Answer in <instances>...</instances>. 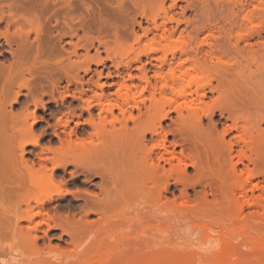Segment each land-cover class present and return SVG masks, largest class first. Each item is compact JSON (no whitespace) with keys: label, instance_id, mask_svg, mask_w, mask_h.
Listing matches in <instances>:
<instances>
[{"label":"bare ground","instance_id":"obj_1","mask_svg":"<svg viewBox=\"0 0 264 264\" xmlns=\"http://www.w3.org/2000/svg\"><path fill=\"white\" fill-rule=\"evenodd\" d=\"M21 9H23L22 6L16 11ZM248 21L252 22V26L246 27V30L239 28L235 48L238 47V42L245 38L244 36L258 35L264 29L261 23L255 24L253 20L249 19ZM31 33L36 36L33 42L30 40ZM231 36L229 34L228 37L231 38ZM2 38L9 46L12 61L7 63L0 61V264H67L64 263L66 261H63V258L68 254L71 256L70 258L67 256V260L72 259V256L75 257L78 251V239L82 233L97 228V230H106L110 223H112L111 225L116 223L117 225L113 226L117 229V221L123 225L124 219L122 220L121 217L119 220L116 218L115 221H111L109 216L112 217L111 215H114L112 213L116 211L119 213V210L116 209L117 207L119 209L122 200L127 195L133 196L144 185L149 190L143 196L148 194L157 196L153 197L157 199H152L154 200L152 210L148 215L146 214L147 218L152 220L158 217L163 218L162 215L166 212L177 214L175 212L187 209L186 207L192 206L196 209L201 205L210 209L225 207V210L233 213L232 215L229 213V215H234L235 218L236 214L239 219L247 217L243 216L247 209L261 207L264 212V194L262 193L264 187L255 182L259 177L264 179V86L259 85V81H255V84L258 83L261 88L251 87L246 81L247 77L243 70L237 69L235 74L230 73L232 70L228 66L231 68V64H234L233 61L232 63L229 59L227 62L223 61L230 51L227 49V45L225 47L218 42L207 45L208 39L206 38V40L198 42L199 44L196 43V46L198 44L199 48L203 45L211 47L208 52L210 64L206 65L208 60H205L203 65L195 55L183 60L179 58L181 61L179 60L180 63L177 61L179 63L178 66L176 63L177 68L172 67L168 62V54L171 53L173 57L175 53L173 48L167 47L168 45L164 46L154 42L147 49L141 51L136 57L137 62L141 61L142 56L162 52V56L157 59L162 67H159L161 69L155 72L154 77L165 79L170 85L176 87L170 97L165 96L164 89H159L157 85L151 84L148 71L143 69L144 67L139 68V70L143 69L138 76L142 82L141 85L134 84L133 80L136 76L129 74L128 80L122 78V81L117 83L115 91L110 95L104 93V83H96L101 93L95 91L92 96L87 97V91L82 87L71 92L69 86L74 83L83 86L80 81V72L88 74L91 70L90 66L83 67L79 63H73L69 65L70 67L52 71L50 61L42 59L50 50V41L46 37L39 17L31 20L24 19L21 23L17 21L15 36L10 37L7 33L0 32V39ZM179 41L181 40H178V43L177 40L175 41L176 47L180 44ZM190 41L193 42V39ZM187 43L190 42L186 40L181 44L185 47L188 46ZM14 46H16L15 52L13 51ZM185 48L183 49L185 50ZM184 50H180L182 56L188 54L187 49ZM237 52L243 57L242 50H237ZM29 55L34 56V61L31 64L26 62ZM256 58L257 56L255 58L253 56L243 57L246 61L250 60L251 63L254 60L257 61L258 58ZM98 60V64L103 62L100 58ZM186 63L190 65L186 67ZM28 64L29 66H27ZM218 64L224 65L222 73L215 70ZM165 65L171 66L168 73L162 71ZM247 67L249 68V66ZM249 72L248 76L251 81L256 72L251 71V68ZM262 72L264 74V71ZM27 75L29 77H26ZM100 76L99 73L101 79ZM106 78H112L111 73H108ZM63 80H67L69 85L60 91L59 84ZM214 81L217 83L216 86H213ZM44 83L48 85H44ZM193 86L195 87V91H193L196 95L195 99L190 95L192 93L190 88ZM46 87H49L48 91L45 90ZM206 87H210L211 92H216L219 96L211 103L208 102L209 104L201 101L206 96ZM23 90L27 91L26 96L33 104L34 110L31 111L29 106H26L22 111L15 112L13 104L18 102ZM47 95L54 101L61 100L63 102L71 98L72 101L82 102V108L87 112L88 118L83 123L76 122L75 125L76 128L80 125H87L91 131L87 134H79L71 128L70 123L75 117V112H72V115L70 112L66 115L65 120L62 116L58 118L57 126L53 130L52 134L57 139L58 146L43 147L41 152L36 154V159L28 158L27 154L29 153L26 151V147H40L41 140L45 135V131L38 133L35 127L38 122L43 120L38 116V111H46L44 97ZM181 99L182 103L179 101ZM147 101L150 105L147 108L146 117L143 118L142 106L145 107ZM95 109L98 110L97 114L94 112ZM184 109L189 112V114L185 113V115L188 114L186 117L182 113V110L187 112ZM135 110H137V115L134 114ZM217 111L221 115L227 113L233 124L219 130L218 124L213 121V115ZM173 113L177 115L175 119L171 117ZM68 115L70 116L67 117ZM203 118L210 120L208 127L207 125L203 126ZM165 120L171 121V125H168L166 129L163 126ZM59 128H63V130L59 131ZM232 130H237L238 135L234 140L227 139ZM149 134L151 135L150 140H148ZM169 135L182 136L184 145L183 143L179 144L178 141L169 142L167 145ZM178 146L181 148L179 152L177 151ZM236 146L241 147V150L234 155ZM235 158L237 161H234ZM244 161H248L253 167L245 166L244 169H239V164ZM69 167H73L76 172L82 171L90 177H100L101 183L96 187L100 190L98 191L102 195L99 194L102 199L96 192V194L93 193L94 191L77 190L72 192L69 190L65 180ZM190 168L194 170L193 177L189 175ZM70 175L75 177L72 172ZM128 183L133 185V189H131L133 191L124 188V185ZM172 184L181 185L184 188L180 198L174 196L169 199L165 196ZM196 186L209 187L210 195L216 197L215 195L219 194L221 199L208 201L209 194L204 191L203 197L200 198L198 195L193 202H190L188 189ZM257 189H261L260 192L263 194H260L261 198L248 195L249 192L254 193ZM82 193L90 198V202H86L85 207L82 208L86 213L85 216H89L95 209L105 214L113 211L108 216L104 215L108 218L103 217L107 222H103L102 219V222L90 223L86 219L83 221L81 217L76 218L72 213L64 215L56 212V208L51 207L57 200L56 198L72 195L76 200L81 197ZM117 200H121L120 204ZM122 206L124 205L122 204ZM253 211H251L252 214H254ZM37 217L41 218V221L35 222ZM162 218L155 221L165 219V217ZM141 220L143 221V219ZM171 221L170 223H172ZM108 223L109 225L105 226ZM127 223L125 221L123 227ZM153 223L154 221L150 223L151 227ZM145 224H149V222H145ZM42 226H45V229L42 230ZM113 226L108 229L115 230ZM164 227L166 225L161 229ZM158 228L160 227L158 226ZM212 228L209 230L211 233ZM55 230H60L63 234L68 231L70 233L67 234L71 235L72 232V235L75 234V237L71 235V245H73L71 251L61 245L51 244L48 235ZM121 236L116 238V242L127 243L126 236ZM142 237L145 238V236ZM215 238L213 241H218V238L217 240ZM46 240L49 241L48 244L45 243ZM152 240L155 238L153 237ZM41 241H43L42 246L40 245ZM133 242L137 244H133V248L129 247L132 250L128 249L130 251L127 250L115 256V263L126 264L133 260L139 264H154L152 260V263H150V259L148 261L147 256L146 259L144 258L145 254L152 253V250L149 251L150 253H146L148 244L146 246L139 240ZM230 242L232 245L234 244L233 241ZM247 243L243 242L242 244L248 245ZM226 244L228 247L232 246L230 243ZM162 248L160 247L158 250L164 251ZM166 249L168 248L166 247ZM158 252L160 254V251ZM152 259L154 260V258ZM72 260L71 264L74 263Z\"/></svg>","mask_w":264,"mask_h":264},{"label":"rangeland","instance_id":"obj_2","mask_svg":"<svg viewBox=\"0 0 264 264\" xmlns=\"http://www.w3.org/2000/svg\"><path fill=\"white\" fill-rule=\"evenodd\" d=\"M263 1L264 0H0V32L7 33L10 37H14L16 34L17 21L21 23L24 19L31 20L35 17H39L40 23L46 33V37H48L50 41V50L42 57V59H48L50 61L52 71L59 68L70 67L69 65H72L73 63H79L80 66L83 67L90 66L91 70L88 74H84L82 71L80 72V81L83 83V86L76 83L69 86L71 92L82 87L87 91V97L92 96L95 91L101 93L100 89L97 88L96 83H104V93L110 95L115 91L117 83L120 80L122 81V78L128 80L129 74L134 77L136 76L133 80L134 84L141 85L142 82H140L138 76L143 69L148 71L151 84L153 86L157 85L159 89H164V91H162L165 96L170 97L172 91L175 90L176 87L170 85L165 79L154 77L155 72L158 71V69H161L159 67H162L160 61L157 60L162 56V52L152 53L149 56H142L140 62L136 61L137 55L141 51L147 49L154 42H158L164 46L168 45L167 47L169 49L173 48L172 50L175 52L172 51V53H174V58L171 53L170 55L168 54V62L172 67L176 68L180 63L179 60L181 58L183 60L186 57L188 58L195 55L203 65L205 60H208L206 65L207 63L210 64L208 52L211 47L209 48L207 45L209 43L217 44V42L218 44L225 45V47L227 45L229 47H227V49L230 51H228V54L226 58L224 57L225 60L223 61L227 62L228 59L231 63L233 61L234 64H231V68L228 66L230 70L233 71L234 69L233 72L229 70L230 73L235 74L238 70H243L246 73H244V75L247 77L246 81L249 85L251 87L256 86L255 88H261L259 85L262 84L264 86V74H262V71H264V62H261L262 58V61H264V29L258 35L253 34L251 37L244 36L245 38L238 42L237 48H235L234 45L238 38L239 28L246 30L252 26V22H249L248 19L253 20V23L255 24L261 23L264 28ZM21 6L23 9L16 11V9ZM229 34L232 35L231 38L228 37ZM35 37L34 33L30 34L31 42L34 41ZM189 37L193 39V42L190 41L191 39ZM183 38L184 41L187 40L190 42V46L187 43L189 47L185 46L187 47L185 48L183 44H181L184 42H182ZM206 38L208 39L207 45L200 46L199 48L198 44L200 41L204 39L206 40ZM176 40L177 43L178 40H181L179 41L180 44L177 45L178 47L174 45L176 44ZM196 43H198L197 46ZM182 46L185 50L187 49L188 56H185L184 54L182 56V54H180V50H184ZM174 47H176L177 50L176 48L174 49ZM191 48L193 49L191 50ZM237 50H242V56L244 58L252 56L255 58L257 56L258 59L256 58L257 61L254 60L252 63L250 60L246 61L238 54ZM13 51H16V46L13 47ZM195 51H197V53H195ZM0 54L1 62L7 63L12 61L9 46L4 38L0 39ZM108 57H110V59H107ZM99 58L102 59L103 62L98 64ZM32 61H34V56L29 55L26 58V62L31 64ZM177 61L179 63H177ZM29 64L27 66H29ZM189 65V63L185 64L186 67ZM171 66H163L162 71L168 73ZM247 66H249V68ZM141 67L144 68L139 70ZM223 68L224 65L218 64L215 70L222 73V71H224ZM250 68L251 71L256 72V75L252 77L251 81L248 76L250 74ZM99 73L101 75L100 77H102L101 79L99 78ZM108 73H111L112 78H106ZM26 77L29 76L27 75ZM253 80L254 82L252 83ZM255 81H259V85L258 83L255 84ZM129 83L130 81L128 84ZM167 83L168 85H166ZM44 85L48 84L44 83ZM68 85L67 80H63L59 84L60 91H63ZM216 85L217 83L214 81L213 86ZM188 89L187 91L190 92ZM190 89L192 91L190 95L195 99L196 95L193 93L195 87L193 86ZM45 90L48 91L49 87H46ZM149 91H151V89H149ZM205 91L206 96L203 100L201 99L203 103L209 104L211 101L215 100V98L217 99L219 97L216 92H211L210 87H206ZM26 95L27 91L23 90L18 102L13 104V110L15 112L22 111L26 106H29L31 111L34 110L33 104L30 103V99ZM146 96H148V93H146ZM44 101L46 103V111H38V116L43 118V120L38 122L35 128L38 133L45 131V135L41 140L40 147H26V151L29 153L27 154L28 158L36 159V154L41 152V148L43 147L50 145L53 147L58 146V141L52 134L53 130L57 126L58 118L62 116L63 120H65L66 115L70 112L71 115L72 112H75V117L70 123L71 128L76 130L79 134H87L91 131L87 125H80L76 128V122L83 123V121L88 118L87 112L82 108L83 103L79 100L72 101L71 98H68L63 102L61 100L54 101L49 95H47L44 97ZM179 101H181V103L183 102L182 99ZM149 105L150 104L147 101L146 106H142L143 118L146 117ZM94 112L97 114L98 110L95 109ZM117 113L118 111L116 110V114ZM182 113L185 117L189 114L188 111L184 112L183 110ZM185 113L188 114L185 115ZM134 114L137 115V110L134 111ZM69 116L70 115L67 117ZM176 116L177 115L173 113L171 117L175 119ZM209 121L210 120L207 118H203V126L205 127L207 125L208 127L210 125ZM213 121L218 124L219 130L233 124L227 113L221 115L218 111L213 115ZM239 124L241 126V123ZM130 125L132 126L131 123ZM168 125H171V121L165 120L163 123L164 128H168ZM60 129L63 130V128H59L58 130L61 131ZM237 135V130H232L228 134L227 139L234 140ZM175 137L169 135L167 145H169V142L173 141H178L179 144L183 143L182 136L177 135ZM150 139L151 135L149 134L148 140ZM186 144L188 147L187 142ZM180 149L181 148L178 146L177 151L179 152ZM240 150L241 147L236 146L234 155ZM234 161H237V158H235ZM245 166L253 167L248 161H244L242 164H239L238 168L244 169ZM71 172L74 173V178L71 177ZM189 175L192 177L194 176V170L192 168L189 169ZM65 180L67 181V188L72 192L81 190L83 192L94 191L93 193L96 192L98 195L100 194V190L96 187L101 183L102 179H100V177H90L82 171L76 172L73 167H69ZM255 182H258L259 186L264 187L263 177H259ZM124 188L133 191L131 190L133 189L131 183L124 185ZM148 190L149 188L146 185L140 187L133 196L127 195V197L122 200L119 209L118 207L116 209L119 210V213L117 211L110 212H113L112 214H114L111 215L114 220L109 216L111 221H115L116 218L119 220L121 217L122 220L124 219L123 225L125 221L126 223L128 222L127 225L125 224L126 226L123 227V225L119 224L117 221V229L113 226L117 225L116 223L113 225L110 223V226H113L115 230L108 229L110 227L108 226V228L103 231L97 230V228V231L93 229L91 230L93 232L87 231L82 233L78 239V251L75 254V257L72 256L71 258L73 260L68 259L70 260L68 261L67 256L70 258L71 255H66L65 258H63V261H66L64 263L71 264L72 260L77 264H116V255L126 252L130 249L129 247L133 248L132 245L137 243H132V241L139 240V242H141V240H143L142 242L144 245L148 244V246L146 245V253L152 250V253L149 252V255L145 254L144 258L146 259L147 256L148 261L150 259L154 264H264V212L261 207L252 208V210H245L246 213H243V216L247 217L239 219L236 214L235 218L234 215L231 216L233 213L227 209L225 210V207H215L210 209L205 208L203 205H201V208V206L198 207V205V208L195 209L190 206V208L186 207L187 209L175 212L177 214H172L171 212L168 214V212H166L167 214L164 213V215H162L165 219H159L158 222L155 220L162 217H158L154 220L149 217L147 218V215L152 210L151 207L154 204L152 202L157 199L153 198L157 196H153L152 194L143 196V194L145 195V193H148ZM182 190H184V188L181 185L172 184L165 196L169 199H172L174 196L180 198ZM204 191L209 194L208 201L212 202L213 199H221L219 194L215 195L216 197H212L213 195H210V188L204 186L189 188L188 199L190 202H193L198 195L200 198L203 197L202 195ZM260 191L261 189H257L254 193L249 192L248 195L255 198L259 196L258 198H261L264 191L262 192L263 194ZM83 194L84 193H82L81 197L76 200L72 195H67L63 198H56L57 200L51 207L56 208V212L58 211L64 215L72 213L75 214L76 218L81 217L83 221L86 219V221L90 223L95 222L96 224L98 221L102 222V219L103 222H107L106 219L108 218L104 215L108 216L110 213L105 214L97 209L93 210L89 216H85L86 213L82 208L85 207L86 202H90V198H88L86 194ZM260 194L262 195L260 196ZM87 198L88 200H86ZM100 198L102 199V197ZM117 201L120 204L121 200ZM122 204L124 206H122ZM256 210L257 213L255 214ZM251 211H253L254 214H252ZM229 213H231V215H229ZM126 214H129V216ZM141 219H143V221ZM242 220L245 221L243 222ZM39 221H41V218L37 217L35 222ZM144 221L149 222V224H145ZM150 221H154L152 227ZM170 221L172 223H170ZM156 222L160 224L157 223L155 225ZM107 225H109V223L105 226ZM119 225H121L122 228L121 226L119 227ZM162 225H166V227L161 229V227L163 228ZM239 225L240 227H238ZM158 226L160 228H158ZM41 228L43 230L45 229V226H42ZM166 228L167 230H165ZM210 228H212L211 231L213 234L209 231ZM67 233L63 234L60 230H55L49 233L48 238L51 239L52 245L56 246L58 244L68 249V251H71L70 249H73V245H71L72 237H75V234H71V237V235ZM150 234L158 236H151ZM120 236H126L128 239L127 243H117L116 238H120ZM142 236H145V238ZM153 237L155 240H152ZM167 238L169 239L167 240ZM213 238H215V240L218 238V241H213ZM244 239L246 242L243 241ZM47 240L45 241L46 244L49 243ZM230 241H233L234 244L232 245V242ZM242 241L244 243H247L248 241V245L242 244ZM174 243L175 245H173ZM226 243H230L232 246L229 244L231 247H228V244ZM129 244L131 245L129 246ZM40 245H43V241L40 242ZM170 245L171 248L173 245L175 250L173 248L171 250ZM159 246L161 248L165 246L162 248L164 251L161 249L158 250V248H160ZM166 247L168 249H166ZM157 250L160 251V254ZM155 253L158 254L156 255ZM152 258H154V260ZM131 261V263L129 262L126 264H139V262L135 263L133 260ZM152 261L150 263H152Z\"/></svg>","mask_w":264,"mask_h":264}]
</instances>
